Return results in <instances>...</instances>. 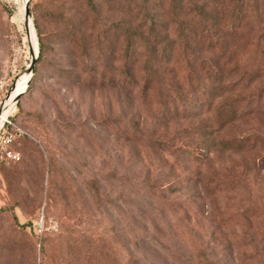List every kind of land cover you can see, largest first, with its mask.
<instances>
[{
  "label": "rangeland",
  "instance_id": "374dc122",
  "mask_svg": "<svg viewBox=\"0 0 264 264\" xmlns=\"http://www.w3.org/2000/svg\"><path fill=\"white\" fill-rule=\"evenodd\" d=\"M188 1L29 0L12 105L25 0H0V264H264V0Z\"/></svg>",
  "mask_w": 264,
  "mask_h": 264
},
{
  "label": "trees",
  "instance_id": "16d2710c",
  "mask_svg": "<svg viewBox=\"0 0 264 264\" xmlns=\"http://www.w3.org/2000/svg\"><path fill=\"white\" fill-rule=\"evenodd\" d=\"M88 3L91 5V0H87ZM167 6H168V9L170 11L171 14H176L177 12L181 11L180 9H182L183 5H185L186 3L188 4L190 1L188 0H167ZM241 1L240 0H236V3L239 4ZM92 6V5H91ZM202 6H203V3L200 5V8L202 9ZM32 17H33V22H34V25H35V29H36V33L38 35V61L41 60V58L43 57V54L45 52V43L43 41V38H42V35H41V31H40V27H39V24H38V20H37V16L33 15V12H32ZM152 20H153V17H152ZM177 23H178V29H182L183 27V21L177 19L176 20ZM185 37V35L183 36ZM144 41L146 42V39L143 38ZM184 43L187 44V37L184 38ZM208 47H217L219 49H221V53H226V50L227 48L225 49V44H224V41L220 38H216L214 41H209L208 42ZM190 55L191 56H194V53L190 52ZM126 57L128 56V54L126 53L125 55ZM161 60L162 59H167L166 62L169 61V56L167 57H164L161 53V56H160ZM199 60H203L202 58H198ZM157 55H156V52L155 51H152V50H148L147 53H146V58L144 60V67L145 69L148 71L151 72V70L149 69L151 66L157 64ZM36 75H37V68L36 66H34V69H33V73L29 79V82L27 83V86H26V89H29L31 84L33 82H35L36 80ZM148 77H145V81H147Z\"/></svg>",
  "mask_w": 264,
  "mask_h": 264
},
{
  "label": "built area",
  "instance_id": "2783aa9c",
  "mask_svg": "<svg viewBox=\"0 0 264 264\" xmlns=\"http://www.w3.org/2000/svg\"><path fill=\"white\" fill-rule=\"evenodd\" d=\"M6 123L11 124L8 119H5L0 125V161L16 162L20 159V155L12 148V143L22 131H7L4 127Z\"/></svg>",
  "mask_w": 264,
  "mask_h": 264
},
{
  "label": "bare ground",
  "instance_id": "6f19581e",
  "mask_svg": "<svg viewBox=\"0 0 264 264\" xmlns=\"http://www.w3.org/2000/svg\"><path fill=\"white\" fill-rule=\"evenodd\" d=\"M26 28H27L28 44L30 43L32 45V48L34 49V51H37V47H38L37 43L38 42H37V38H36V33H35V30H34V27L32 26L31 23H29L28 25H26ZM27 79H28V76L26 74H24V76L22 77V80L18 83V85L12 91L11 97H10V98H12V101H11L12 105H13L14 97L16 95L20 94L24 90ZM5 106L7 107V103L4 104L3 110L0 113V125L6 119V117L8 115V112L11 109V108H9L8 110H6Z\"/></svg>",
  "mask_w": 264,
  "mask_h": 264
},
{
  "label": "water",
  "instance_id": "95a60500",
  "mask_svg": "<svg viewBox=\"0 0 264 264\" xmlns=\"http://www.w3.org/2000/svg\"><path fill=\"white\" fill-rule=\"evenodd\" d=\"M24 22H25V25H28L29 23L32 24V18H31V14H30V10H29V0H25V3H24ZM32 26H33V24H32ZM29 47H30L31 57H30V61L27 65V67L25 68V70L23 72V74H26L28 76V78L33 73V68H34V65L36 63L37 56H38V47H37V51H34V49L32 48V45L30 43H29ZM27 82H28V79L26 81V85H27ZM26 85H25L24 90L20 94H18L14 97L13 104H15L18 101L19 97L26 91ZM14 87H15V85H13L12 89ZM8 96H7V98H8Z\"/></svg>",
  "mask_w": 264,
  "mask_h": 264
}]
</instances>
